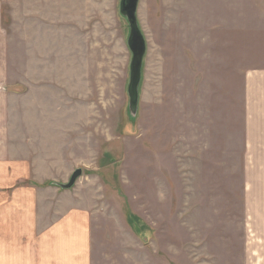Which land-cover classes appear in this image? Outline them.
Segmentation results:
<instances>
[{"label": "rangeland", "instance_id": "obj_1", "mask_svg": "<svg viewBox=\"0 0 264 264\" xmlns=\"http://www.w3.org/2000/svg\"><path fill=\"white\" fill-rule=\"evenodd\" d=\"M119 1L4 3L2 121L36 171L21 185L67 192L64 211L81 202L102 263L251 264L264 187L244 184L261 177L245 161L244 77L264 73V0H139L135 115Z\"/></svg>", "mask_w": 264, "mask_h": 264}, {"label": "crops", "instance_id": "obj_2", "mask_svg": "<svg viewBox=\"0 0 264 264\" xmlns=\"http://www.w3.org/2000/svg\"><path fill=\"white\" fill-rule=\"evenodd\" d=\"M20 1L0 0V85L9 71L2 50L10 41L2 24V7L5 2ZM244 83L245 161L249 166L248 161L256 160L253 169L261 172V177H248L244 184L248 190H257L264 187V164L260 163L264 161V73L253 71L244 77ZM4 95V87H1L0 102ZM5 128L0 107V264H94L99 260V264H106L102 263L107 262L106 257L101 260L98 252H92L90 212L81 202L72 201V206L66 205L64 211L60 195L66 193L63 196L70 197L67 192L50 186L21 185L22 177L35 175L36 171L30 173V168L21 167L19 154L13 151L15 137L10 144ZM259 182V187H255L254 183ZM256 203L264 205V188L256 191ZM262 258L264 254L257 252L256 261L249 263L259 264Z\"/></svg>", "mask_w": 264, "mask_h": 264}, {"label": "water", "instance_id": "obj_3", "mask_svg": "<svg viewBox=\"0 0 264 264\" xmlns=\"http://www.w3.org/2000/svg\"><path fill=\"white\" fill-rule=\"evenodd\" d=\"M139 0H120L119 13L128 23L129 35L127 38V47L131 54L129 67V81L127 86V95L129 98L128 111L135 115L138 103L137 88L140 82V69L144 54V40L138 29L135 14ZM81 175V170H75L70 176L68 182L59 185L61 189H70L75 184L77 178Z\"/></svg>", "mask_w": 264, "mask_h": 264}]
</instances>
